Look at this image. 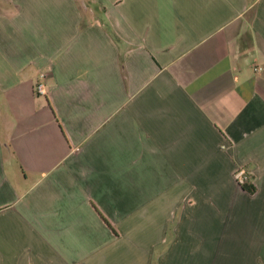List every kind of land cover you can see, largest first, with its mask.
Here are the masks:
<instances>
[{"label": "crops", "instance_id": "obj_1", "mask_svg": "<svg viewBox=\"0 0 264 264\" xmlns=\"http://www.w3.org/2000/svg\"><path fill=\"white\" fill-rule=\"evenodd\" d=\"M0 264H264V0H0Z\"/></svg>", "mask_w": 264, "mask_h": 264}, {"label": "built area", "instance_id": "obj_2", "mask_svg": "<svg viewBox=\"0 0 264 264\" xmlns=\"http://www.w3.org/2000/svg\"><path fill=\"white\" fill-rule=\"evenodd\" d=\"M33 90L36 94L43 95L45 94V86H44V73H40L38 75L37 81L35 82L33 86ZM246 176L242 175L240 176V182L246 181ZM244 180V181H243Z\"/></svg>", "mask_w": 264, "mask_h": 264}, {"label": "trees", "instance_id": "obj_3", "mask_svg": "<svg viewBox=\"0 0 264 264\" xmlns=\"http://www.w3.org/2000/svg\"><path fill=\"white\" fill-rule=\"evenodd\" d=\"M241 186H242V188H244L248 192H252L253 191L252 185H250L247 181L242 182Z\"/></svg>", "mask_w": 264, "mask_h": 264}, {"label": "rangeland", "instance_id": "obj_4", "mask_svg": "<svg viewBox=\"0 0 264 264\" xmlns=\"http://www.w3.org/2000/svg\"><path fill=\"white\" fill-rule=\"evenodd\" d=\"M245 180H247V179H245ZM244 181V180H243ZM242 183V182H241Z\"/></svg>", "mask_w": 264, "mask_h": 264}]
</instances>
